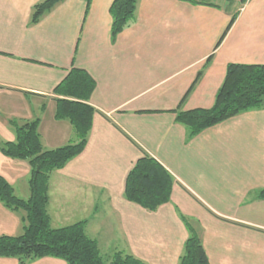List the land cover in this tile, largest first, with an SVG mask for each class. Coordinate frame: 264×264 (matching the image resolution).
Instances as JSON below:
<instances>
[{
	"label": "crops",
	"instance_id": "obj_1",
	"mask_svg": "<svg viewBox=\"0 0 264 264\" xmlns=\"http://www.w3.org/2000/svg\"><path fill=\"white\" fill-rule=\"evenodd\" d=\"M40 1L0 0V145L16 140L11 119L39 118L46 150L74 142L71 123L55 117L54 91L73 67L96 82L87 146L50 177L52 227L87 221L100 250L179 264L189 237L182 214L210 264H264V200L256 199L264 188V106L192 138L176 112L212 108L229 64L264 65V0H138L135 20L115 39L114 0H65L30 26ZM145 155L175 179L171 201L154 212L124 196ZM30 174L27 161L0 151V176L20 198L30 195ZM22 215L0 202V236L20 235Z\"/></svg>",
	"mask_w": 264,
	"mask_h": 264
},
{
	"label": "trees",
	"instance_id": "obj_2",
	"mask_svg": "<svg viewBox=\"0 0 264 264\" xmlns=\"http://www.w3.org/2000/svg\"><path fill=\"white\" fill-rule=\"evenodd\" d=\"M65 0H42L32 11L29 25H36L47 13ZM90 6L92 0H85ZM248 0H241L242 4ZM138 0H114L110 7L112 37L115 39L135 20ZM233 16L226 33L233 26ZM223 38L219 44L222 43ZM208 59V63H210ZM200 71L188 94L203 76ZM96 88L95 80L85 71L73 67L56 87L57 120H67L75 131L74 142L53 150L44 149L38 131L40 119L9 120L16 140L2 142L0 151L6 157L27 161L31 166L27 199L16 195L13 186L0 176V202L12 212L23 213L22 233L18 236H0V257L15 258L20 264H31L39 259L53 257L67 264H146L133 255L115 252L109 261L101 255L98 242L86 233L87 221L54 228L48 213L50 177L82 154L87 146L96 109L90 104ZM182 100L185 102L187 95ZM264 106V65L229 64L225 81L219 89L215 104L210 109L178 110L177 121L184 125L190 138L239 114ZM181 107V106H180ZM175 179L156 159L149 155L137 160L129 172L125 198L148 211H156L171 201ZM264 200V188L256 194ZM189 237L184 245L179 264H210L200 236L190 220L180 214Z\"/></svg>",
	"mask_w": 264,
	"mask_h": 264
},
{
	"label": "rangeland",
	"instance_id": "obj_3",
	"mask_svg": "<svg viewBox=\"0 0 264 264\" xmlns=\"http://www.w3.org/2000/svg\"><path fill=\"white\" fill-rule=\"evenodd\" d=\"M100 252H101V255L103 256L105 261H109L111 259V257L113 256V252L109 251L108 249L106 250V249L102 248L100 250Z\"/></svg>",
	"mask_w": 264,
	"mask_h": 264
}]
</instances>
